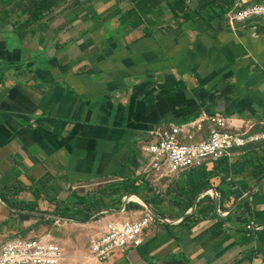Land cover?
Instances as JSON below:
<instances>
[{
  "label": "crops",
  "instance_id": "1",
  "mask_svg": "<svg viewBox=\"0 0 264 264\" xmlns=\"http://www.w3.org/2000/svg\"><path fill=\"white\" fill-rule=\"evenodd\" d=\"M26 3L0 0V248L34 234L42 213L52 218L61 203L71 206L77 189L132 180L155 126L219 114L248 131L264 119V24L236 31L224 21L218 31L215 21L206 32L146 0L155 17L129 30L112 17L131 8L126 1L109 10L102 0H72L18 34ZM182 19L195 30L178 25ZM246 181L247 193L221 202L226 217L209 197L190 213L168 208L173 219L152 224L140 247L98 264H264V176ZM57 243L72 254L64 239Z\"/></svg>",
  "mask_w": 264,
  "mask_h": 264
},
{
  "label": "built area",
  "instance_id": "2",
  "mask_svg": "<svg viewBox=\"0 0 264 264\" xmlns=\"http://www.w3.org/2000/svg\"><path fill=\"white\" fill-rule=\"evenodd\" d=\"M242 2L245 0H239L235 9L227 16L229 24H264V0L245 10L244 4L247 3ZM234 123V119L214 114L203 115L181 124L155 126L149 132V138L138 149V168L132 180L137 186H141L142 181L155 183L169 176L204 168L213 169L221 161L230 159L239 149L264 141V134L252 133L251 126L248 131H243L242 128H236ZM206 197L218 201L221 195L212 189L201 193L200 199ZM132 201L131 196H123L122 206L118 210L121 214L131 212L130 219L110 221L102 235L91 238L90 251L98 262L123 256L129 250L140 247L145 231L156 222L151 215L139 217L136 211L126 210V206ZM217 214L223 217L228 215L220 208ZM246 229L255 233L259 227L254 220H250ZM64 258L63 248L47 237L18 236L5 242L0 248V264H60Z\"/></svg>",
  "mask_w": 264,
  "mask_h": 264
},
{
  "label": "rangeland",
  "instance_id": "3",
  "mask_svg": "<svg viewBox=\"0 0 264 264\" xmlns=\"http://www.w3.org/2000/svg\"><path fill=\"white\" fill-rule=\"evenodd\" d=\"M105 8L113 10L115 3L118 0H102ZM246 1V0H245ZM262 0H250L244 4V9L250 8V6L257 5ZM245 3V2H242ZM104 10V9H103ZM236 11V10H235ZM161 15V14H159ZM229 17V16H228ZM228 17L224 22V26L231 30L238 31L239 29H247L249 25H261L256 22H249L247 24L234 23L229 24ZM178 25L184 26L189 31H194L195 29L189 25L187 19L180 20ZM218 25V24H216ZM114 28L112 25L110 29ZM264 119L254 122L255 124L250 125L252 127V133L264 134ZM264 167V141H260L258 144L250 146L248 148L239 149L234 153L230 159L221 161L216 168L213 169H202L191 173L180 174L175 176H169L163 178L155 183H149L142 181L141 186L138 187V194H131L130 196H136L142 204L138 205L135 201L130 202V204H137L139 206L138 210H128V211H138L140 214L137 216L142 217L145 215H151L155 218L156 223L167 224L166 222L158 221L156 218L157 214L166 220L167 218L173 219L169 216H164V212H167L168 208L175 210L176 208H182L188 213L193 212L195 205H199L203 202L200 199L201 193L193 194V191L196 189L198 184H206V189L204 191H210L215 189L219 193L221 191L226 192V198L228 194L240 193L241 190H245L244 181L246 179L245 175L248 174L251 170H256L261 172V169ZM238 179V180H237ZM126 182V181H124ZM120 183V182H118ZM117 184V181L114 182V179L110 178H100L99 180L87 184L85 188L77 189L76 192L71 190L70 192L80 193L82 195L74 196L71 200V206L74 207L76 202H79V198H85L87 203H98L101 212H108L100 215L99 220L90 221L87 223H81L84 221H74L64 218L49 217L42 213L39 216V221L35 223V233L26 236L22 234L23 237H47L49 240L58 242L60 239H64L67 245L72 248L70 251L71 255L66 253L67 258L79 257L77 261L84 260L85 264H96V259H92L90 249V240L95 237V231L97 225L100 221L105 218H108L109 222L114 220H126L132 217L131 212L126 214H121L116 211V208L122 206V196L123 194L116 189H113L112 186ZM236 188V189H234ZM239 188V189H238ZM73 195V193L71 194ZM221 195V194H220ZM70 196V194H69ZM68 196V197H69ZM210 198V197H209ZM67 200V199H65ZM79 200V201H78ZM207 200V199H204ZM221 200V201H220ZM217 201L219 204L222 202L220 198ZM209 202V200H207ZM211 203V202H210ZM61 208L63 204L61 203ZM220 209L222 208V203L219 205ZM222 210V209H221ZM58 211V210H57ZM223 211V210H222ZM72 212H76V209H73ZM217 213V212H216ZM92 216H95V213H92ZM179 220L181 218H178ZM173 221V220H172ZM13 239L15 235L12 236ZM16 238V237H15ZM58 244V243H57ZM88 252V254L80 255L81 253ZM68 255V256H67ZM66 258V259H67ZM88 262H87V260ZM180 258V257H179ZM77 259V258H76ZM67 264H78L77 261L73 259H67ZM98 264V263H97ZM167 264V263H166ZM170 264V262L168 263ZM174 264H189L183 260L176 261Z\"/></svg>",
  "mask_w": 264,
  "mask_h": 264
},
{
  "label": "trees",
  "instance_id": "4",
  "mask_svg": "<svg viewBox=\"0 0 264 264\" xmlns=\"http://www.w3.org/2000/svg\"><path fill=\"white\" fill-rule=\"evenodd\" d=\"M72 0H27L24 15L28 16V20L19 28H16L15 31L20 34L23 31L29 30V28H34L37 25H42L46 17L50 16L55 10L61 8L68 2ZM126 1L131 8L124 13L120 10L112 15V17L120 16L119 22L123 27L129 28V30H135L142 26L145 22L148 21V17H155L152 10L148 7L146 0H122ZM168 10L171 17L175 20L187 17L192 25L200 26L206 32L213 33L215 21H219L218 31H222V23L225 21L226 17L235 9V6L239 0H161ZM133 161L135 160L134 155H132ZM226 160V159H225ZM216 168V167H215ZM206 169V168H205ZM199 172V171H198ZM264 176V167L261 169V172L251 170L248 174L245 175L246 178L258 179L259 176ZM261 181V180H260ZM245 190H241L240 193H233L238 198L243 196L244 193H247L249 190L248 182L244 181ZM206 184H198L196 189L193 191V194H200L203 190L206 189ZM138 187L133 180H128L126 182H121L114 184L113 189L121 192L123 196H130L131 194H138ZM239 189V188H238ZM221 197L226 199V192H220ZM229 195V194H228ZM122 196V197H123ZM37 199H40V195L37 193ZM1 200L8 204L12 208H21L25 209L27 206L21 203L8 202L6 198L1 196ZM46 200V198H45ZM80 200V201H79ZM79 202H76L75 206H63L58 208L57 213L54 216H59L61 218H66L74 221H84L88 222L97 221L100 217V207L99 204L101 200L98 201L99 204L87 203L85 198H79ZM51 202V200L47 199ZM223 202V200H222ZM11 204V205H10ZM120 206L116 208V211L119 210ZM73 209H76V212H72ZM139 206L137 204H128L126 210H138ZM222 209V208H221ZM223 210V209H222ZM92 213H95V216H92ZM19 217L22 220H28L31 218L29 215L19 214ZM84 219V220H83ZM182 258V257H180ZM176 261H181V259H172L170 264H174Z\"/></svg>",
  "mask_w": 264,
  "mask_h": 264
},
{
  "label": "bare ground",
  "instance_id": "5",
  "mask_svg": "<svg viewBox=\"0 0 264 264\" xmlns=\"http://www.w3.org/2000/svg\"><path fill=\"white\" fill-rule=\"evenodd\" d=\"M131 199H132L133 201L139 203V204H142V202H141L136 196H131ZM142 205H143V204H142ZM65 259H66V255H65ZM92 259H94V257H93ZM96 261H97V260H96ZM97 263H98V262H97ZM97 263H96V264H97Z\"/></svg>",
  "mask_w": 264,
  "mask_h": 264
},
{
  "label": "water",
  "instance_id": "6",
  "mask_svg": "<svg viewBox=\"0 0 264 264\" xmlns=\"http://www.w3.org/2000/svg\"><path fill=\"white\" fill-rule=\"evenodd\" d=\"M108 212L107 211L106 212H101L100 214H104V213H108ZM87 222H88V220L87 221H84V222H81V223H87Z\"/></svg>",
  "mask_w": 264,
  "mask_h": 264
}]
</instances>
